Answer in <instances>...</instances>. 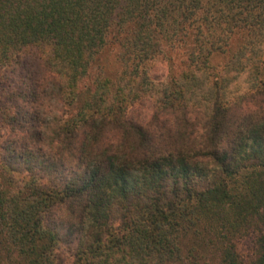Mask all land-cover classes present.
<instances>
[{"label":"trees","instance_id":"trees-1","mask_svg":"<svg viewBox=\"0 0 264 264\" xmlns=\"http://www.w3.org/2000/svg\"><path fill=\"white\" fill-rule=\"evenodd\" d=\"M8 64L0 264H264V0H0Z\"/></svg>","mask_w":264,"mask_h":264},{"label":"rangeland","instance_id":"rangeland-1","mask_svg":"<svg viewBox=\"0 0 264 264\" xmlns=\"http://www.w3.org/2000/svg\"><path fill=\"white\" fill-rule=\"evenodd\" d=\"M236 41L232 40V48L234 47ZM167 56H169L170 60H151L148 63L149 74L151 75L154 82L158 80H166L167 79V67L170 66V71L173 73L179 64V61L183 59V55L180 53L181 51L178 49L167 50L164 49ZM118 48L114 43H107L103 46L97 53L96 59L92 68L89 71L87 77L81 82L80 89L84 91L85 89L92 88V82L96 81V79H104L107 83L108 89H114L116 85L117 78L120 76V72L122 69L121 63L117 57ZM227 58V52L221 55H212L210 57L211 64H221V62L225 61ZM29 65V64H27ZM17 66L8 64L4 69L0 70V81L3 82L4 88L6 84H13L17 79ZM1 93V91H0ZM2 94L0 95V97ZM3 100L0 98V103ZM131 109L134 114L137 112H146L149 113V106L147 103L145 104L142 100L133 101L131 103ZM73 109V108H72ZM71 108H68L67 112H71ZM1 125V122H0ZM0 132H2V127L0 126ZM209 256V255H208ZM206 263L198 261V264H218L215 256H210Z\"/></svg>","mask_w":264,"mask_h":264}]
</instances>
